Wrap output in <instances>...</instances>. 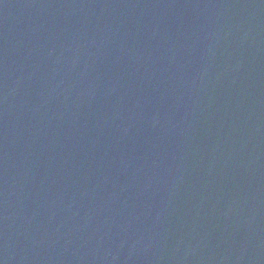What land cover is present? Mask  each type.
Masks as SVG:
<instances>
[{"label":"water","instance_id":"1","mask_svg":"<svg viewBox=\"0 0 264 264\" xmlns=\"http://www.w3.org/2000/svg\"><path fill=\"white\" fill-rule=\"evenodd\" d=\"M119 264H264V0H17Z\"/></svg>","mask_w":264,"mask_h":264}]
</instances>
